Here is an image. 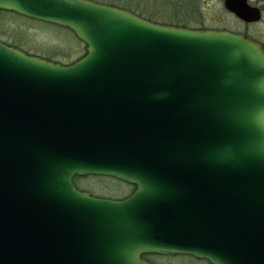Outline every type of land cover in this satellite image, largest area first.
I'll list each match as a JSON object with an SVG mask.
<instances>
[{"label":"water","instance_id":"water-1","mask_svg":"<svg viewBox=\"0 0 264 264\" xmlns=\"http://www.w3.org/2000/svg\"><path fill=\"white\" fill-rule=\"evenodd\" d=\"M245 24L262 10L224 0ZM67 28L71 65L0 42V264H264V47L90 0H0ZM135 187L125 199L73 177Z\"/></svg>","mask_w":264,"mask_h":264},{"label":"rangeland","instance_id":"rangeland-1","mask_svg":"<svg viewBox=\"0 0 264 264\" xmlns=\"http://www.w3.org/2000/svg\"><path fill=\"white\" fill-rule=\"evenodd\" d=\"M93 1L108 6L110 4L116 5L120 9L133 11L136 15L151 19L157 24L172 26L186 23L192 29L204 28L207 31H228L244 35L264 47V0H248L249 4L262 10V19L258 23L253 24H245L226 11L223 6L224 0H193L197 10H192L189 5L186 16L179 19H174L175 16L180 14L174 9L177 8L179 2L186 6L188 2L186 0ZM20 18L9 17L5 21L0 20V37L3 41L23 48L31 55L52 58V60L60 61L63 65H69V63L85 52L83 44L73 38L72 40L69 35L61 32L57 27L29 21L28 18H23L22 16ZM76 183L81 190L99 198L120 200L129 195L131 191V187L126 183L110 177L87 176L84 179L80 177L76 179ZM153 256L152 261L155 264L196 263L190 256ZM198 264L205 263L201 262Z\"/></svg>","mask_w":264,"mask_h":264},{"label":"trees","instance_id":"trees-1","mask_svg":"<svg viewBox=\"0 0 264 264\" xmlns=\"http://www.w3.org/2000/svg\"><path fill=\"white\" fill-rule=\"evenodd\" d=\"M90 1H92V2H96V1H93V0H90ZM188 1V2H187ZM186 6L184 5V4H181V2H179V4H177V8H179V9H174L175 11H178V12H180V14H178V16H175L174 17V19H179L180 17L181 18H183V17H185L186 16V14H187V12H188V8H189V5H190V8H192V10L194 9L195 11L197 10V8L195 7V3H194V1L193 0H186ZM98 3V2H97ZM110 6H114V7H117L116 5H111L110 4ZM176 7V6H175ZM117 8H119V7H117ZM130 11V10H129ZM132 13H134L133 11H131ZM134 14H136V13H134ZM139 17H141V18H143V19H145V20H148V21H150V22H154V21H152L151 19H147V18H145V17H142V16H140V15H138ZM9 17H14V18H16V19H21L20 17V15H18V14H16V13H14V12H11V11H6V10H0V20L2 21H5V19H9ZM23 17V16H22ZM23 18H26V17H23ZM29 19V18H28ZM23 20V19H22ZM25 21V20H24ZM29 21H34V22H38V23H43V24H45V25H53V24H50V23H45V22H41V21H37V20H33V19H29ZM53 26H55V27H57L58 28V30H60L61 32H65L67 35H69L70 36V38L72 39H75L76 41H79L81 44H83L80 40H78L77 38H76V36L74 35V33L72 32V31H70L69 29H67V28H63V27H59V26H56V25H53ZM171 26V25H170ZM172 26H174V27H180V28H186V29H191V30H205L204 28H200V29H192V28H190L189 26H188V24H186V23H183V24H181V25H172ZM72 39V40H73ZM0 42L1 43H3V44H5L6 46H8V47H12V48H16V49H18V50H20V51H22V52H24V53H26V54H28V55H30V56H37V55H31L28 51H26L25 49H23V48H21V47H19V46H17V45H15V44H11V43H8L7 41L5 42V41H3L2 39H1V37H0ZM84 45V44H83ZM85 46V45H84ZM86 54V46H85V52L80 56V57H78L77 59H75L74 61H72L71 63H69V65H71V64H73L74 62H76V61H78L79 59H81L84 55ZM37 57H39V56H37ZM39 58H42V59H44V60H47V61H51V62H54V63H57V64H61V65H63V63H61L60 61H55V60H52V58H43V57H39ZM78 178H80V177H78V176H74L73 177V184H74V187L77 189V190H79V191H82V192H85L84 190H81L80 188H79V186L77 185V183H76V179H78ZM82 179H84V178H87V176H83V177H81ZM93 178H101V177H93ZM104 179V178H103ZM124 183V182H123ZM128 186H130L131 187V191H130V193H129V195L130 194H132L133 193V191L135 190V187L134 186H131V185H129V184H127ZM92 196H94L93 194H91ZM129 195H127V196H125V197H123L122 199H125L126 197H128ZM159 256V255H158ZM179 256V255H178ZM152 257H154L153 255H151V254H143V255H141V258L143 259V260H145V261H147V262H149V263H151V264H155V263H153V261H152ZM174 257V256H173ZM172 257V258H173ZM176 257V256H175ZM193 258V257H192ZM195 261H196V263L198 264V263H201V262H203V263H205V264H210L209 262H207V261H205V260H197V259H195V258H193ZM195 263V264H196Z\"/></svg>","mask_w":264,"mask_h":264}]
</instances>
